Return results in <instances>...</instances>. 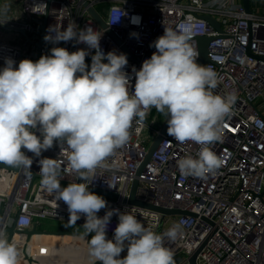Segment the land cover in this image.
<instances>
[{
    "label": "built area",
    "instance_id": "2783aa9c",
    "mask_svg": "<svg viewBox=\"0 0 264 264\" xmlns=\"http://www.w3.org/2000/svg\"><path fill=\"white\" fill-rule=\"evenodd\" d=\"M251 2L252 11L247 12L243 0H4L0 22L2 18L13 21L17 25L4 23L23 28L26 35L0 26V70L7 58L14 60L16 67L23 59L38 60L37 42L45 17L46 34L50 26L62 25L63 30L74 21L80 29L91 26L102 34L100 47L105 54L116 51L127 55L125 71L131 91L135 85L134 69L139 70L143 61L156 51L150 46L152 42L163 35L164 28L187 25L191 29L190 43L198 53L197 60L198 38L212 37L208 46L209 62L204 66L218 74L219 83L214 92L234 93L237 97L233 114L224 122L222 142L210 146L223 160L222 167L206 178L185 177L177 167L180 158L196 157L201 146L193 142L178 143L167 134L138 174L167 118L157 127L161 116L155 113V108L148 111L143 123L133 122L127 144L87 178L68 171L70 152L66 145L60 147L54 142L41 157L22 149L33 159L30 171L0 167V230L20 251L19 264H91L89 255L78 262L53 260L52 250L74 247L70 239L73 236L57 235L61 239L55 241L54 236L36 238V235L27 242L25 231L35 223L40 227L42 220L50 218L70 223L67 205L42 187L38 163L41 158L56 160L61 187L86 183L117 193L114 197H103L107 208L100 210L99 217L110 209L132 212L146 228L161 234L174 224H181V234L174 241L164 239L165 247L174 253L175 264H191V255L199 249L197 264H264V129L253 120L264 122V0ZM88 6L97 10L106 27L92 16ZM206 15L212 16L221 29L207 20ZM7 34L9 38L17 36L18 42L6 39ZM21 34L26 39L19 43ZM123 45L139 56V60L130 58ZM53 47L66 48L69 52L88 50L85 63L89 67L95 54V50L73 40L57 44L44 42L41 56L51 55ZM136 179L138 200L195 212L197 216L167 215L131 204L128 199ZM84 223L82 215L72 225L82 231ZM118 223V215L114 214L107 229L108 239L113 238ZM13 225L16 230L10 238L9 228ZM126 255L127 249L120 258Z\"/></svg>",
    "mask_w": 264,
    "mask_h": 264
},
{
    "label": "clouds",
    "instance_id": "9594fccd",
    "mask_svg": "<svg viewBox=\"0 0 264 264\" xmlns=\"http://www.w3.org/2000/svg\"><path fill=\"white\" fill-rule=\"evenodd\" d=\"M101 38L91 26L80 29L74 21L63 30L62 25L50 26L44 36L45 42L74 40L95 50L90 67L85 63L88 50L69 52L62 47L51 48V55H42L35 62L23 59L18 67L11 58L5 60L0 70V163L30 171L33 159L22 149L41 157L55 142L66 145L70 152L68 171L90 177L127 144L133 122L143 123L148 111L155 108L167 116V135L181 144L201 146L196 157L188 155L177 161L181 175L206 178L220 169L223 160L210 146L222 142L224 122L233 114L237 97L214 92L218 74L197 62L191 29L187 25L164 28L163 35L150 45L156 51L139 70L134 69L131 91L125 71L127 55L105 54ZM253 120L264 129V122ZM38 163L42 187L67 205L69 226L83 215L85 234L94 233L88 240L91 264H175L164 239L174 241L181 234V224L161 234L146 228L132 212L110 209L99 217L100 210L107 208L101 195L89 191L86 183L61 187L55 159L41 158ZM114 214L119 223L113 238L108 239ZM125 249L127 255L120 258ZM20 255L0 230V264H19Z\"/></svg>",
    "mask_w": 264,
    "mask_h": 264
},
{
    "label": "water",
    "instance_id": "95a60500",
    "mask_svg": "<svg viewBox=\"0 0 264 264\" xmlns=\"http://www.w3.org/2000/svg\"><path fill=\"white\" fill-rule=\"evenodd\" d=\"M244 6L246 8L247 12H251L252 8V2L251 0H243ZM85 5H87V2H85ZM89 11L91 12L92 16L103 26L106 27L105 21L102 18V16L97 12V10L93 7V6H88ZM205 18L207 20H209L215 27H217L218 29H221L220 24L210 15H206ZM0 26L4 27V28H8V29H13V30H17L20 31L21 33L26 35V31L16 25L13 24H7V23H2L0 22ZM46 29H47V17L44 18V22L41 26V38L40 40L37 42V47H38V59L41 56V49L43 47V44L45 42L44 40V36L46 35ZM109 33H111L118 42H120V40L113 34V32L109 31ZM212 37L209 36H200L198 38V42H199V58L197 60V62L201 65H204L205 63L209 62V43L211 41ZM125 51L129 54L130 58L135 59V60H139V56L135 55L134 53H132L129 48L126 45H123ZM167 120V118H166ZM164 122L163 127L161 129L160 134L157 136V138L155 139V141L153 142V144L150 147V150L147 154L146 159L143 161V163L140 165L139 169H138V174H141L145 165L148 163V161L150 160V158L152 157L153 153L156 151V149L158 148V146L160 145L161 141L163 140L164 136L167 134V122ZM0 167H4L7 168L9 170H13V171H18L20 168H15V167H11V166H7L4 165L2 163H0ZM36 176V175H35ZM138 184L139 181L138 179H136L133 183L132 186V191H131V196L128 199L129 202L133 205H137L139 207L142 208H146V209H151L154 211H160L164 214H184V215H191V216H197V213L195 212H191V211H186V210H182V209H171V208H166L163 206H159V205H155V204H151V203H147V202H143L140 201L136 198V193H137V189H138ZM88 190L91 192H94L95 194L101 195L102 197H114L117 196L116 192H111L108 190H103V189H99L97 187L94 186H88ZM16 228L15 225H13L12 227L9 228V232H10V238L12 237L13 233L15 232ZM26 233V239L27 242L31 239L32 236H36V235H69V236H85L88 238V240L91 238V235L93 234H89L86 235L85 232L82 231H78L74 228L69 229V230H47V229H42L39 227L38 223H35L33 225L32 228L30 229H26L25 231ZM200 249L197 250L196 252H194L191 257H190V263L191 264H197V256L199 253ZM97 264H102V262L97 261Z\"/></svg>",
    "mask_w": 264,
    "mask_h": 264
},
{
    "label": "crops",
    "instance_id": "0c3cea01",
    "mask_svg": "<svg viewBox=\"0 0 264 264\" xmlns=\"http://www.w3.org/2000/svg\"><path fill=\"white\" fill-rule=\"evenodd\" d=\"M2 22L11 23L13 21L2 18ZM75 241H76V244L72 248V249H74L73 251H72V249L65 250L63 248H56V249L52 250L50 253L53 255L55 254V257H56V259L53 258V260H55L57 262H78L83 256L89 255L88 238L85 236H79V237H75ZM82 250H87V251H82ZM61 254L63 256H66L64 261L59 260V257H62ZM76 256H79V257L75 258Z\"/></svg>",
    "mask_w": 264,
    "mask_h": 264
},
{
    "label": "rangeland",
    "instance_id": "374dc122",
    "mask_svg": "<svg viewBox=\"0 0 264 264\" xmlns=\"http://www.w3.org/2000/svg\"><path fill=\"white\" fill-rule=\"evenodd\" d=\"M4 12V0H1L0 2V14H2ZM21 39L19 43H22L23 41H25L26 37L21 34L20 35ZM6 39H9V40H12L14 42H18V37L17 36H14L12 38H9V34H7V37ZM158 113L159 116H161V119H160V122L156 124L157 127H160V125L164 122L165 118L167 117L166 115L158 112L156 109H155V113ZM63 225H67V223L65 221H62V220H55V219H45V220H42L41 221V226L40 228L42 229H47V230H58L61 226ZM82 231H85L84 228H80ZM60 230V229H59ZM82 251H87V250H82ZM63 254V253H62ZM61 254V255H62ZM85 254V253H84ZM66 256H63L62 257H59V260L60 261H64ZM79 256H76L75 258H78ZM54 259H56L55 256H53ZM71 258V257H70ZM67 259V258H66Z\"/></svg>",
    "mask_w": 264,
    "mask_h": 264
},
{
    "label": "bare ground",
    "instance_id": "6f19581e",
    "mask_svg": "<svg viewBox=\"0 0 264 264\" xmlns=\"http://www.w3.org/2000/svg\"><path fill=\"white\" fill-rule=\"evenodd\" d=\"M1 21H2V20H1ZM11 23L16 24V23H14V22H11ZM16 25H17V24H16ZM52 236H54V237H53V240H55V241H58V240L61 239V237H59V236H57V235H42V236L37 235L36 238H38V237L52 238ZM62 238H63V237H62ZM70 239L74 242V246H75V244H76L75 237H74V236H73V237H70ZM65 250H68V249H65Z\"/></svg>",
    "mask_w": 264,
    "mask_h": 264
},
{
    "label": "trees",
    "instance_id": "16d2710c",
    "mask_svg": "<svg viewBox=\"0 0 264 264\" xmlns=\"http://www.w3.org/2000/svg\"><path fill=\"white\" fill-rule=\"evenodd\" d=\"M72 228H73V225L69 226V224L67 223V225H63L59 229L60 230H69V229H72Z\"/></svg>",
    "mask_w": 264,
    "mask_h": 264
}]
</instances>
